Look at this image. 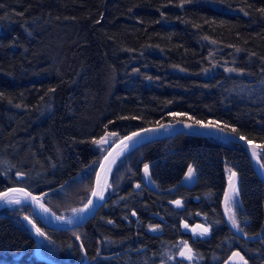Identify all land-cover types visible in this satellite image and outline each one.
Returning <instances> with one entry per match:
<instances>
[{
  "label": "trees",
  "instance_id": "obj_1",
  "mask_svg": "<svg viewBox=\"0 0 264 264\" xmlns=\"http://www.w3.org/2000/svg\"><path fill=\"white\" fill-rule=\"evenodd\" d=\"M192 1L0 0V130L12 140L0 152V193L24 187L42 194L56 216H69L89 201L98 166L114 144L166 121L219 124L264 150V71L258 69L264 65V0ZM216 4V12L209 9ZM223 6L243 15L226 17L218 11ZM161 12L167 15L160 18ZM213 36L229 42L240 59L227 61L237 67L235 82L219 77L189 83L190 76L173 74L176 66L197 61L198 46L205 39L213 43ZM131 53L135 61L150 53V70L128 72L124 57ZM43 81L53 83L34 86ZM38 106L45 121L39 125ZM103 136L104 144L94 143ZM42 138L43 152L37 146ZM21 142H36L34 155L43 153L59 173L38 168L23 150L13 154ZM259 157L264 164V151ZM145 165L155 191L143 183ZM189 168L192 188L180 186ZM232 172L239 190L236 220L244 233H259L264 183L246 150L177 135L127 153L115 167L105 203L78 228L52 230L28 205L2 208L0 264H48L37 256L25 217L44 233L40 253L57 264H222L239 240L221 209ZM197 223L211 228L210 237L193 239L189 229ZM184 249L195 256L180 258ZM113 254L119 257L103 259Z\"/></svg>",
  "mask_w": 264,
  "mask_h": 264
},
{
  "label": "water",
  "instance_id": "obj_2",
  "mask_svg": "<svg viewBox=\"0 0 264 264\" xmlns=\"http://www.w3.org/2000/svg\"><path fill=\"white\" fill-rule=\"evenodd\" d=\"M1 28V27H0ZM136 134V135H134ZM177 135H188V136H195V137H205V138H214L219 139L240 147H243L246 152L249 155L252 167L257 174V176L261 179V181L264 183V168L261 167L262 163L259 157L260 152H263L264 150L259 146L258 143L247 140L246 138L240 139V135L236 132L225 128L219 124L211 123V122H200L199 124L194 121H188V120H178L174 122L166 121L157 125H152L148 127H144L141 129H138L123 138H121L116 144H114L109 151L106 153V155L102 158L94 180L93 189L91 192V196L89 198V201H91V204L89 201L84 206L83 210L74 216L60 218L59 216H56L53 214L56 218L60 219L59 221L52 220L48 218L43 210H42V194L31 192L30 190L24 188V187H11L3 192L0 193V204L5 199L2 194L7 192L8 196L18 198L21 202H23L24 205H28L35 213L37 219L47 226L48 228L52 230H71L78 228L85 223H87L89 220H91L99 211V209L102 207V205L106 201V194H107V188L109 186V183L111 181L113 172L115 170V167L117 166L118 162L130 151H132L135 148H138L142 145H145L147 143H151L163 138H168L172 136ZM253 153H256L254 156ZM189 180V185L187 181ZM143 183L145 186L150 188L152 191H155V188L150 183L147 174L145 173V170L143 171ZM233 183L236 184V187L238 185L237 181V175L232 177V181L229 186L228 191L232 189ZM193 184V176L189 178V174L185 176V178L181 181L180 186H186L187 188H191ZM235 187V188H236ZM12 189H22V191L12 192ZM93 192H102L104 199L101 201L99 200L98 196H93ZM30 194V195H28ZM7 196V197H8ZM228 196V194H227ZM32 197H39V201L32 199ZM45 207V206H44ZM4 208L0 206V210ZM226 204L224 200V215L225 221L228 223L229 227L237 232V230L232 227L231 222L229 220V216L226 212ZM0 216H5L0 213ZM31 221L30 224L28 221ZM71 221V223H69ZM28 227L34 236L35 244H36V253L38 258L41 261L55 264L51 260L47 259V257L43 256L40 253V245H41V236L36 234L35 229L32 227V224H35L31 219L28 218L27 220ZM36 226V224H35ZM37 227V226H36ZM205 227L202 225H197L195 228L193 227L192 232L194 234L200 232L206 234L207 231H204ZM238 253V252H236ZM234 253L224 264H245L244 259H241L243 257L240 253L239 255H235ZM118 257V255H112V256H106L105 259L115 258ZM85 264V263H84Z\"/></svg>",
  "mask_w": 264,
  "mask_h": 264
},
{
  "label": "rangeland",
  "instance_id": "obj_3",
  "mask_svg": "<svg viewBox=\"0 0 264 264\" xmlns=\"http://www.w3.org/2000/svg\"><path fill=\"white\" fill-rule=\"evenodd\" d=\"M187 2L192 3L193 1L192 0L191 1L190 0H187ZM191 7H195V5H192ZM217 8H218V6L216 4L213 8H209V9H211V10H213V11L216 12L217 11ZM238 10L239 9H235L233 7L232 8L231 7L225 8L224 6L222 7V9H218V11H220L226 17H232V16H235L237 14L243 15V14H241L242 12H240ZM160 15H161L160 18H163V16L165 17V15H167V14L164 13V12H161ZM209 16L210 17H212V16L214 17L215 15L214 14H209ZM170 18H173V17H168V19H170ZM219 18H221V19H228V20H231L232 19V18L230 19V18H224V17L223 18L222 17H219ZM120 24H122V23H120ZM0 27H1V29H0V32H1L2 26H0ZM193 38L194 37H192V39ZM197 40H195V38H194V40H192V41L198 43L199 40L198 41ZM211 40L213 41V43H210V42H208L209 40H206L205 39L201 43L202 46H198L197 53L192 58L193 61H195V60H197V61L191 62L189 68H182V67H177L176 66V68L174 70H171L173 72V74H177V75L184 74L183 76H185V75L190 76L192 80H190L189 83H200L199 82V80H200L203 83H206L207 84V81L212 80L213 78L217 79L219 77L226 78V79H232V81L235 82L236 81V78H237V75H236L237 67L227 62V61H232L234 59V57H235V55L232 54V52H231L232 49L226 46V45H230V43L229 42H223V44H220L218 42L219 41L218 38L215 37V36L211 37L210 38V41ZM219 44H220V48H219ZM221 47H223V48H221ZM216 49L218 50V52H216L214 54L209 53L210 51H213V50H216ZM210 54H212L214 56H218V57L220 56L221 58H218V57L217 58L216 57L215 58L214 57H210ZM132 56H135V54H132V53L131 54H127V56L124 57V60L126 59L127 71L128 72L130 70L133 73L136 72V69H135V71L133 70V68H135V67L138 68V69H142V68L146 69V70H144V73L147 72L148 70H150V68H151V64L150 63H152L150 61H153L150 58V56H152L150 53H143V55L137 61L133 60V57ZM229 58L232 59V60H228ZM149 59H151V60H149ZM120 60H123V58H121V59L118 58V61H120ZM198 60H200V61H198ZM239 60L240 59L236 56L234 61H239ZM211 62H214L213 67L208 64V63H211ZM246 65H245V67L248 68V66H246ZM218 69H220L221 71H223V73L217 72ZM229 69H231V71ZM258 69L264 71V65H263V67L261 66ZM202 70H204V71H202ZM209 70H210V73H208ZM153 71H154V73H156L155 69ZM210 74H212V75H210ZM263 74H264V72H263ZM215 75H217V76H215ZM138 79H140V77L136 78L135 80H138ZM176 80L177 79H175V81ZM249 81L251 83H253V81H251V80H249ZM49 82H52L53 83V81H49ZM49 82L48 83H45V81H43L42 83L38 82L34 86L42 87V88H47L50 85ZM65 82H67L66 77H65V79L61 78V87L63 89H66L65 87H63V84ZM61 94H62V92H61ZM35 100H36L35 97L31 98V102L32 103ZM7 108L10 109L9 106ZM39 110H40V106H38L37 108H35V114H34L35 119H37L38 121H40V122H38V125L41 122L42 123L45 122L44 119L41 118V115L38 112ZM45 120H47V117L45 118ZM83 120L86 121V119H83ZM47 123H49V122H47ZM4 134H5V132L3 130H0V152H3V151L6 150L5 148H3V146H5V144L6 145H9L10 144V146L12 144V140L9 139V138H4L5 137ZM104 137L105 136H103L102 138H104ZM29 138H30V136L27 137V139H29ZM35 140H37V137L35 138ZM39 142H40V144L37 145V146L40 147V150L41 151L42 150L44 151V149H42V147L44 148V146L42 144H47L46 141H45V139L43 140V138H42V141L40 140ZM20 146L21 147H19V146L18 147H15L14 148L15 150H13V151L11 150L12 153L13 154H23L24 153L23 151H25V153H29L31 155L30 158H34L35 157V159L33 161H34V164H36L38 168H41L42 170L51 172L50 173L51 175H57V173H59L60 170L58 171V169L56 167H54V165L50 162V159L49 158L46 159L45 156H42L43 153H38V154H35L34 155V153H33L34 149L33 148L36 147V142H35L34 146H32L31 143H27V142L22 143L21 142L20 143ZM6 151H8V150H6ZM236 198L237 197L235 196L236 203L232 207V212L235 215L237 213L238 205H239L238 198L237 199ZM23 205H24L23 202L20 201V203L12 204V205H9V206H5L4 208L14 209V208H17V207H22ZM84 206H82L79 209H75L73 213H71L69 216L67 215L66 217H70V216H74V215L79 214L83 210ZM49 211L52 212L50 209H49ZM52 214H54V213L52 212ZM3 215H5V214H3ZM59 217L60 218H65L64 215L59 216ZM200 237H203V236H200ZM182 252L184 253V255L183 256L180 255L179 256L180 258H184V259H187L188 260V257L189 256L190 257H194L190 249H184Z\"/></svg>",
  "mask_w": 264,
  "mask_h": 264
},
{
  "label": "flooded vegetation",
  "instance_id": "obj_4",
  "mask_svg": "<svg viewBox=\"0 0 264 264\" xmlns=\"http://www.w3.org/2000/svg\"><path fill=\"white\" fill-rule=\"evenodd\" d=\"M189 174L188 171L185 173L183 179L185 178V176ZM193 176V184L191 186L194 187L195 186V178H194V174H192ZM149 179V178H148ZM182 179V180H183ZM181 180V181H182ZM229 181H230V178L228 179L227 181V187L229 186ZM181 183V182H180ZM187 183L189 185H191V183H189V180L187 181ZM233 185L236 187V184L233 183ZM153 186V185H152ZM182 186V185H181ZM154 187V186H153ZM226 187V190H225V193L223 194V198H222V201H221V209H222V214L224 216V219H225V213L223 211L224 209V200H225V196L228 194V197H233V190L231 189L230 192L228 191V188ZM155 188V187H154ZM236 189L238 190V185L236 187ZM238 193H239V190H238ZM91 196V195H90ZM107 196V194H106ZM238 198V202H239V194L238 196H236ZM236 198V199H237ZM107 199V198H106ZM239 206V205H238ZM226 209V208H225ZM228 216H229V213L227 212ZM236 216V215H235ZM226 222V221H225ZM252 224V223H251ZM197 225H202L205 227V229H207V233L204 234V233H196L194 234L192 232V229L193 227L195 228ZM226 225L228 226V228L233 232L234 235H236L238 237V241L237 243H235V250H233L230 255L223 261L222 264H224L234 253L238 252L240 253L242 256H243V259L244 261L247 262V264H264V222H263V226H262V230L258 233V232H255V231H251V235L249 234H246L244 233L243 231H238L235 232L233 231L228 223L226 222ZM247 225H250V223L246 224L243 223V226H247ZM189 232L190 234L192 235L193 239H201V238H208L210 237V235L212 234V231H211V228H208L206 227L204 224L202 223H197L193 226L190 227L189 229ZM200 236H203V237H200ZM242 241H246L244 242V244L242 243ZM247 243V244H246ZM126 253V252H125ZM119 254H122V253H119ZM119 254H113V255H118L119 257ZM112 256V255H110ZM195 256V255H193ZM106 256H103V259H105ZM116 258V257H115ZM111 259V258H110ZM105 260H108V259H105ZM187 260V259H186ZM87 260H85V263H86ZM201 264V263H200Z\"/></svg>",
  "mask_w": 264,
  "mask_h": 264
},
{
  "label": "snow or ice",
  "instance_id": "obj_5",
  "mask_svg": "<svg viewBox=\"0 0 264 264\" xmlns=\"http://www.w3.org/2000/svg\"><path fill=\"white\" fill-rule=\"evenodd\" d=\"M262 11H264V10H262ZM229 70L231 71V69H229ZM197 123L199 124L200 122L197 121ZM233 131H235V129H233ZM111 135L114 136L115 133H111ZM134 135H136V134H134ZM240 139H244V137L241 136ZM106 140H107V138L105 137V138H102L101 140L94 141V143H96L97 145H102V144H104L106 142ZM253 155L255 156L256 153H253ZM261 167L264 168V164H262ZM144 168H145V173L147 174L148 165H145ZM193 172H194V170L192 168H189V170H188L189 178H191ZM235 175L236 174L234 172L231 173V176H230V184H231V181H232V177H234ZM137 187H139V185H137ZM232 190H233V197L230 198L227 195L225 196L226 212L229 213V220L231 222L232 227L236 228L238 231H242V229L240 228L239 223L236 220L235 214L232 212V207L236 203L235 196H238L239 193H238V190L235 188L234 185L232 186ZM11 191L12 192H17V191H22V189H12ZM2 195L4 197H7L8 196V193L5 192ZM28 195H30V194H28ZM92 195L93 196H98L99 200H101V201L104 199V196H103V193L102 192H99V193L93 192ZM32 199H34V200H36L38 202L40 198L39 197H32ZM7 202L8 203H20L19 200H8ZM89 203L91 204V201H89ZM176 203L179 204L180 202L177 201ZM24 219L25 220H28V217H25ZM28 222L30 224L32 223L30 220ZM69 223H71V221H69ZM32 227L35 229L37 235L44 236V233L41 232L40 229L35 226V224H32ZM204 231L206 232L207 229H204ZM181 255L183 256L184 253L182 252ZM235 255L238 256L239 253H236ZM188 259H191V257L189 256ZM241 259H243V257H241ZM245 264H247L246 261H245Z\"/></svg>",
  "mask_w": 264,
  "mask_h": 264
},
{
  "label": "bare ground",
  "instance_id": "obj_6",
  "mask_svg": "<svg viewBox=\"0 0 264 264\" xmlns=\"http://www.w3.org/2000/svg\"><path fill=\"white\" fill-rule=\"evenodd\" d=\"M1 29V28H0ZM245 138V137H244ZM248 140V139H247ZM254 142V141H253ZM240 184V183H239ZM8 200H19L18 198H15V197H13V196H11V197H6L5 199H3V201L1 202V204H0V206L1 207H5V206H9V205H12V204H17V203H8L7 201ZM20 201V200H19ZM42 210H43V212H44V214L48 217V218H50V219H52V220H55V221H59L60 219H58V218H56L53 214H52V212H50L49 211V209L48 208H46V207H44V206H42ZM48 259V258H47ZM50 260V259H49ZM52 261V260H51ZM53 263H55L54 261H52ZM47 263V262H46ZM48 264H50V263H48ZM55 264H57V263H55Z\"/></svg>",
  "mask_w": 264,
  "mask_h": 264
}]
</instances>
